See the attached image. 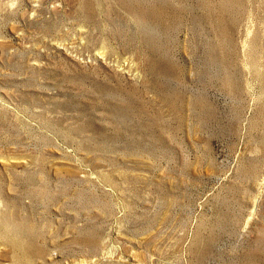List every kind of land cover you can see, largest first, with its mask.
Returning <instances> with one entry per match:
<instances>
[{"label":"rangeland","instance_id":"1","mask_svg":"<svg viewBox=\"0 0 264 264\" xmlns=\"http://www.w3.org/2000/svg\"><path fill=\"white\" fill-rule=\"evenodd\" d=\"M7 234L264 264V0H0V264Z\"/></svg>","mask_w":264,"mask_h":264},{"label":"bare ground","instance_id":"2","mask_svg":"<svg viewBox=\"0 0 264 264\" xmlns=\"http://www.w3.org/2000/svg\"><path fill=\"white\" fill-rule=\"evenodd\" d=\"M8 234L4 237V241L13 253L11 264H30L35 255L40 256L43 252L41 249L34 246L32 240L22 239L18 236Z\"/></svg>","mask_w":264,"mask_h":264}]
</instances>
